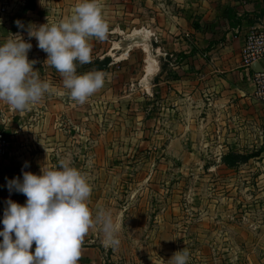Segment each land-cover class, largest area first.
Instances as JSON below:
<instances>
[{
    "label": "crops",
    "instance_id": "1",
    "mask_svg": "<svg viewBox=\"0 0 264 264\" xmlns=\"http://www.w3.org/2000/svg\"><path fill=\"white\" fill-rule=\"evenodd\" d=\"M77 2L10 0L5 13L0 2V44L21 34L33 45L28 58L36 61L34 70L52 85L41 101L24 111L0 100V125L13 144L12 156L0 160V221L8 199L21 205L27 200L7 188L18 167L27 162L28 171L39 175L41 167L56 168L55 163L66 164L71 155L76 166L86 157L96 174L106 175L113 169L114 143L127 150L133 121L137 138L145 144L138 161L155 176L156 156L187 171H233L222 163L223 156L251 153L258 138L264 139V104L255 97V72L242 60L248 34L264 26V0H100L109 31L105 39L92 37L88 42L93 62H110L103 65L104 86L83 104L70 98L62 75L45 62L47 54L27 32L29 25L69 17ZM17 19L24 29L17 27ZM149 43L153 51L156 43L154 73L146 64L142 70L131 64L135 48ZM164 58L180 60L163 67ZM259 65L264 68V61ZM84 73L77 67V74ZM85 142L87 155L81 151ZM231 217L215 210L186 211L179 243L188 249L235 244L224 238L228 231L220 225L221 219Z\"/></svg>",
    "mask_w": 264,
    "mask_h": 264
},
{
    "label": "rangeland",
    "instance_id": "2",
    "mask_svg": "<svg viewBox=\"0 0 264 264\" xmlns=\"http://www.w3.org/2000/svg\"><path fill=\"white\" fill-rule=\"evenodd\" d=\"M154 45V51L152 43L149 47L135 48L136 56L131 58L133 68L142 70L146 64L147 70L152 71V65H156V58L152 57L156 56ZM142 49L148 56L145 59ZM171 60L177 64L180 58H164L161 65L165 67ZM129 128L134 133L124 144L128 152L114 143L113 169L106 171V175L99 176L98 171L96 174L86 157L76 166L70 155L65 164L79 169L91 185L87 206L93 217L103 209L121 223L120 244L114 248L104 245L100 225L91 227L83 239L78 264H167L175 252L184 248L190 254L187 264H264V139L258 138L253 152L245 153L260 155L233 171L223 168L187 171L176 163L169 164L166 157L156 156L155 176L154 170L138 161L143 158L140 149L145 144L141 143L142 138H137V124L133 121ZM85 144L87 147L81 150L84 153L90 148L88 142ZM124 157L128 164L121 166ZM55 165L61 166L58 162ZM191 210H215L232 216L221 219L220 225L228 231L224 238L235 244L226 247L218 244L221 248L207 249L181 246L184 216ZM170 211L176 212L177 218ZM35 247L33 243L31 251Z\"/></svg>",
    "mask_w": 264,
    "mask_h": 264
},
{
    "label": "clouds",
    "instance_id": "3",
    "mask_svg": "<svg viewBox=\"0 0 264 264\" xmlns=\"http://www.w3.org/2000/svg\"><path fill=\"white\" fill-rule=\"evenodd\" d=\"M15 24L25 28L19 19ZM108 31L100 0H78L72 14L58 23L27 27L29 38H36L47 54L45 62L62 75L70 98L80 104L104 86L105 73L77 74V62L91 63L89 39L103 40ZM32 47L19 33L0 44V100L17 111L38 103L52 88L34 70L36 61L28 58ZM7 188L23 193L27 200L23 205L6 201L0 221V264H78L83 239L95 225L101 226L106 247L119 246V219L103 209L93 217L87 206L92 188L79 169L61 164L41 167L39 175L23 171L22 180H8ZM189 255L184 248L167 264H187Z\"/></svg>",
    "mask_w": 264,
    "mask_h": 264
},
{
    "label": "built area",
    "instance_id": "4",
    "mask_svg": "<svg viewBox=\"0 0 264 264\" xmlns=\"http://www.w3.org/2000/svg\"><path fill=\"white\" fill-rule=\"evenodd\" d=\"M3 7L2 13L7 12L10 7V0H0ZM242 60L246 67L251 68L255 64L264 61V26L261 29L252 30L246 39L243 48ZM254 83L256 85L255 97L259 103L264 104V72L255 73ZM13 144L11 138L7 135L4 128L0 125V160L12 156ZM23 171H28L27 167L21 165L15 171L17 177L23 178ZM29 172V171H28Z\"/></svg>",
    "mask_w": 264,
    "mask_h": 264
},
{
    "label": "trees",
    "instance_id": "5",
    "mask_svg": "<svg viewBox=\"0 0 264 264\" xmlns=\"http://www.w3.org/2000/svg\"><path fill=\"white\" fill-rule=\"evenodd\" d=\"M110 62L109 59H106L103 63L102 62H93V63H87V64H80L77 62L78 68H83L84 71L92 72V71H102L106 70V68L103 65H107ZM260 154L259 153H253L250 155L246 154H239V153H229L223 156L222 163L229 169H236L240 165H243L245 163H248L250 160L257 158ZM26 201H23V204H25Z\"/></svg>",
    "mask_w": 264,
    "mask_h": 264
},
{
    "label": "water",
    "instance_id": "6",
    "mask_svg": "<svg viewBox=\"0 0 264 264\" xmlns=\"http://www.w3.org/2000/svg\"><path fill=\"white\" fill-rule=\"evenodd\" d=\"M252 69L254 70L255 73H262L264 72V68L260 67L259 64H255L252 66Z\"/></svg>",
    "mask_w": 264,
    "mask_h": 264
}]
</instances>
